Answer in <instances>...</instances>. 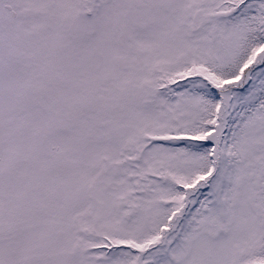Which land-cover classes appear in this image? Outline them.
<instances>
[{"label":"snow or ice","instance_id":"obj_1","mask_svg":"<svg viewBox=\"0 0 264 264\" xmlns=\"http://www.w3.org/2000/svg\"><path fill=\"white\" fill-rule=\"evenodd\" d=\"M0 264H264V0H0Z\"/></svg>","mask_w":264,"mask_h":264}]
</instances>
